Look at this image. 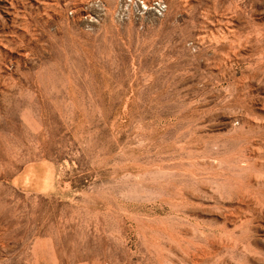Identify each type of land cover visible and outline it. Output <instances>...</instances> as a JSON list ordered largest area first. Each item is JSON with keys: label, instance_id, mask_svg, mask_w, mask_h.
Returning <instances> with one entry per match:
<instances>
[{"label": "rangeland", "instance_id": "obj_1", "mask_svg": "<svg viewBox=\"0 0 264 264\" xmlns=\"http://www.w3.org/2000/svg\"><path fill=\"white\" fill-rule=\"evenodd\" d=\"M0 264H264V0H0Z\"/></svg>", "mask_w": 264, "mask_h": 264}]
</instances>
